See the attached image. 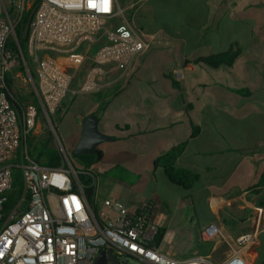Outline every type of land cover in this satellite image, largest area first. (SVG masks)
Here are the masks:
<instances>
[{
    "label": "crops",
    "instance_id": "crops-1",
    "mask_svg": "<svg viewBox=\"0 0 264 264\" xmlns=\"http://www.w3.org/2000/svg\"><path fill=\"white\" fill-rule=\"evenodd\" d=\"M185 5L189 13L171 21L173 33H143L153 37L148 49L125 72L112 71L98 91H74L89 67L92 46L57 54L78 83L63 97L55 124L60 129L69 116L65 135L71 150L90 114L98 118L100 132L112 137L98 143L102 157L89 168L99 217L115 215L109 201L135 208L151 200L152 219L165 229L156 245L161 252L171 255L176 224L183 233L193 228L191 239L203 243L206 256L217 262L230 251L227 241L252 228L255 213L264 223V0H186ZM154 48L159 52L151 53ZM229 49L238 51L230 66L194 62ZM40 135L39 125L32 136ZM176 148L169 166L190 174L188 188L170 182L159 162ZM143 162L147 170H141ZM115 170L152 175L165 191L155 184L146 200H135L132 188H117ZM99 175L106 177L101 194ZM200 199L207 207L201 218L194 206ZM214 228L221 235L207 238L205 231ZM195 254L200 253L190 256Z\"/></svg>",
    "mask_w": 264,
    "mask_h": 264
},
{
    "label": "built area",
    "instance_id": "built-area-1",
    "mask_svg": "<svg viewBox=\"0 0 264 264\" xmlns=\"http://www.w3.org/2000/svg\"><path fill=\"white\" fill-rule=\"evenodd\" d=\"M25 4V0L13 1L15 15L11 16L0 0V264H93L106 248L117 257L146 264H252L247 250L263 228L259 213L253 215L250 230L227 241L230 251L220 261L201 254L175 258L150 245L158 229L151 200L135 208L109 201L115 215L97 218L79 179L83 171L70 160L71 150L59 144L61 162L53 167L31 157L28 138L41 121L57 136L53 113L74 79L73 70L58 62L57 54L82 44L98 45L84 79L74 89L90 93L107 83L112 71L125 72L153 37L117 20L123 11L118 0H38L26 42L27 56L34 63L35 102L24 106L19 115L9 100L5 73L13 65L7 43ZM14 170L20 172L22 192L4 215ZM205 232L209 239L221 235L216 228Z\"/></svg>",
    "mask_w": 264,
    "mask_h": 264
},
{
    "label": "rangeland",
    "instance_id": "rangeland-1",
    "mask_svg": "<svg viewBox=\"0 0 264 264\" xmlns=\"http://www.w3.org/2000/svg\"><path fill=\"white\" fill-rule=\"evenodd\" d=\"M13 1L16 0H4L7 10L11 16L15 15V7ZM35 0H25L24 10L32 5ZM12 3V4H11ZM120 8L123 10L121 16L117 19L118 21L128 22L136 33H173L172 25L173 20L177 21L183 20L189 13L188 6L185 5L186 0H125L124 4H121L118 0ZM33 12V11H32ZM22 14V13H21ZM32 15V14H31ZM172 21V22H171ZM16 24V23H15ZM15 26V25H14ZM15 30L9 37V42L14 41ZM98 45L92 46L91 51H95ZM157 53L159 50L154 48L151 53ZM154 53V54H155ZM12 67L7 72L10 85V95L14 100H20L23 106L34 103L35 100L34 93V79L32 77V72L34 71V63L29 57H22L21 55H13ZM78 81L73 79L72 85L76 86ZM60 105V104H59ZM55 109L53 113L54 124L57 121V114L60 112V108ZM69 116L66 115L63 120V126L61 124L60 129L56 130L57 136L48 129L45 122H40L41 135L40 137H51V145L56 149L59 144L66 151L70 152V147L73 144L72 140H66V124H68ZM55 127L57 125L55 124ZM39 138V137H38ZM70 160L76 169L81 170L80 166L77 164V160L70 155ZM149 165L143 162L141 165V170H147ZM113 176L120 180L121 183L117 184V188H125L129 186L132 189L129 191L135 192V200H146L147 196L151 194L152 189L155 184H157L160 191H165V184L154 180L152 175L143 173L139 176H130L126 172H121L120 170H115ZM138 178V179H136ZM99 193L103 192L104 186H106V177L99 175ZM137 180V181H136ZM125 186H122V185ZM97 196V195H96ZM114 196V195H112ZM195 209L198 217H204L206 215L207 207L203 199L197 201ZM173 230L176 232L175 241L170 243V254L175 258H187L193 251L205 255L207 254V249L204 248V244L192 240L193 228L187 229L188 232L183 233L181 227L176 224L172 225ZM264 228V224H263ZM248 254L252 258V264H264V229H261L257 234L256 242L247 250ZM120 264H146L140 259L118 256Z\"/></svg>",
    "mask_w": 264,
    "mask_h": 264
},
{
    "label": "trees",
    "instance_id": "trees-1",
    "mask_svg": "<svg viewBox=\"0 0 264 264\" xmlns=\"http://www.w3.org/2000/svg\"><path fill=\"white\" fill-rule=\"evenodd\" d=\"M121 4H124L125 0H119ZM38 0H35L30 7L26 10L22 11L18 21L14 26L15 30V40L7 43V46L12 51V55H21L27 56L26 42H27V34H28V22L31 17L32 11L34 10ZM238 51L229 49L227 51L210 54L207 56H200L194 59L195 63L203 64L209 67H218L220 65L230 66L235 57L237 56ZM28 57V56H27ZM32 77L35 79L34 71L32 72ZM5 85L7 92L9 94V100L11 104L15 107L17 113L20 115L23 109L22 102L20 100H14L10 95L9 85L10 80L7 72L5 73ZM32 102H35L34 98ZM28 144L30 147V155L31 157L41 164L45 166H58L60 165L61 158L58 149L51 145V137L48 135L47 137H39L35 138L32 135L28 138ZM180 148H176L173 151L166 154L159 162L163 163L166 168V175L170 182L180 185L184 188H188L190 186V181H186L190 174L186 171H177L173 169L170 163L176 157ZM71 155L73 158L77 160V164L80 166L81 172L79 174V179L82 184H84V193L86 198L91 205L95 216L98 218V212L95 207V185H94V176L95 174L89 169L91 165L98 162L102 157V152L97 149L95 154H79L76 155L71 150ZM169 166V167H168ZM79 170V169H78ZM185 178V180H184ZM22 192V181L20 172L18 170L13 171V185L12 189L8 192L6 202L3 205L4 215L8 212L10 207L13 205L15 200L20 196ZM4 218V216H3ZM165 229L158 228L157 234L154 238V241L150 245H157L163 237Z\"/></svg>",
    "mask_w": 264,
    "mask_h": 264
},
{
    "label": "water",
    "instance_id": "water-1",
    "mask_svg": "<svg viewBox=\"0 0 264 264\" xmlns=\"http://www.w3.org/2000/svg\"><path fill=\"white\" fill-rule=\"evenodd\" d=\"M111 138V136L100 132L98 118L95 115H87L81 123L80 137L73 147L72 152L76 155L95 154L98 143ZM93 264H120V262L112 249L106 248L98 252Z\"/></svg>",
    "mask_w": 264,
    "mask_h": 264
}]
</instances>
